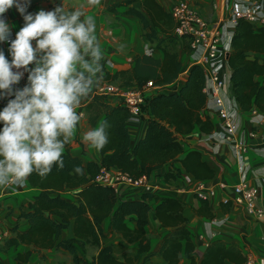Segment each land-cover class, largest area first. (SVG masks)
Segmentation results:
<instances>
[{
  "label": "trees",
  "instance_id": "1",
  "mask_svg": "<svg viewBox=\"0 0 264 264\" xmlns=\"http://www.w3.org/2000/svg\"><path fill=\"white\" fill-rule=\"evenodd\" d=\"M40 1L29 0L26 10ZM133 1L120 0L107 8L114 10L116 6H124L121 12L139 19L145 39L153 45L149 52L135 55L129 68L109 72L102 61L101 80H118L119 84L128 87H139L148 79L155 84L167 83L180 68L178 53L172 43V32H165L171 25L173 27L171 15L158 0H138L137 7L129 5ZM152 48H159L162 56L154 57ZM226 64L230 70L229 81L237 106L242 110L255 108L264 111V27L253 26L237 18L229 39ZM203 82L202 68L194 63L177 91L159 90L147 95L140 107L141 111H148L146 127L143 135L131 147L125 125L127 108L121 103H110L94 87L90 98L81 104L90 125L97 127L103 121L108 122V144L98 151V161L88 159L84 162L70 154L65 147V167L62 170L53 167L44 180L36 174L29 177L28 183L37 186L38 191L9 227L11 232L0 242V251L11 245L28 244L37 248H62L67 251L69 261L55 264H127L129 260L124 255L117 257L109 245H99V238L103 234L101 221L108 217L107 227L110 231L118 233L128 242L136 241V253L146 251L148 241L144 227L147 213L152 209L159 225L169 227L162 234L156 252L168 264H177L182 250L183 255L189 258V264H193V244L186 218L181 212L183 202L179 197H159L143 191L137 198L118 199L111 187L95 180V175L100 167H115L132 177L141 174L148 176L153 169L167 165L159 174L163 179L170 180L181 174L179 167L172 165L178 161L184 171L196 178L211 176L212 169L201 159L199 151L195 148L184 150L179 139V135L189 132L195 124L204 132L212 127L209 118L203 113L206 104ZM6 103V99H0V109ZM76 166L83 169L82 175L74 172ZM63 190H71L73 198L62 196ZM151 197L156 200L153 205L149 203ZM20 217L27 221L24 229L18 228ZM126 220H132L133 227H128ZM70 221L73 237L58 238L61 229ZM83 242L98 246L96 254L89 261L76 252L74 244ZM29 253V249L17 251L13 264H23ZM244 260L235 246L224 245L220 240L213 239L205 245L198 264H244ZM141 264L151 263L143 258Z\"/></svg>",
  "mask_w": 264,
  "mask_h": 264
},
{
  "label": "crops",
  "instance_id": "2",
  "mask_svg": "<svg viewBox=\"0 0 264 264\" xmlns=\"http://www.w3.org/2000/svg\"><path fill=\"white\" fill-rule=\"evenodd\" d=\"M120 0H100L97 6H91L87 0H41L35 3L26 12L35 13L43 9L45 11L52 10L55 6L61 5L65 10L71 8L80 10L86 18L93 17L96 23V36L100 43L101 50L107 62L104 64L109 72L119 69L129 68L133 64V57L146 53L148 48L153 45L145 39L143 28L139 19L129 13L121 12L124 6H116L114 10L107 8L111 3ZM172 1V0H171ZM263 4H264V0ZM158 2L168 9L169 0H158ZM200 2H202L200 0ZM129 5L138 6V0L131 2ZM214 10L211 17H205L206 20H227V9L223 4V0H214ZM198 9V8H197ZM200 12V11H199ZM15 7L9 9L4 18L8 22L12 36L23 26V17ZM168 30L172 31V25ZM233 30V26L225 24L223 26V34H228ZM172 43L175 46L178 58L180 60V68L176 76L169 82L164 83L162 91H177L184 83L190 66L196 63V57L199 49H190L186 38L174 37ZM35 42H33V45ZM8 43L0 42V49L5 53L7 59ZM151 54L160 58L162 51L159 48H152ZM104 59V60H105ZM31 67V65H30ZM229 67L225 65L226 87L221 91L222 99L227 107L232 109L234 120L237 124L238 134L248 141V130L252 124V120L257 119L256 114L251 110L240 109L233 97V93L229 81ZM258 78V77H257ZM27 82V74L17 87H23ZM118 83V80H114ZM110 103H115L112 94L105 96ZM257 110V114L264 116V111ZM81 119L77 125L76 135L73 141L66 145L67 151L78 156L83 162L92 159L98 161L99 152L82 142V136L85 132L94 128L86 120V115L82 104L77 109ZM203 113L209 118L212 128L219 126V118L216 115L213 104L207 101L203 107ZM148 111H141L138 117L127 119L125 125L129 136V146L140 138L146 127V116ZM204 117V116H202ZM2 127V125H0ZM264 125H260L263 128ZM209 129V130H210ZM205 130L199 128L198 124L193 125L191 130L185 134L179 135L184 150L195 148L199 151L201 159L212 169V174L205 178H196L191 173L184 171L178 161L172 163L173 166L179 167L181 174L170 180H165L159 174L167 168L162 165L153 169L147 176L153 187L155 196H176L182 202V214L186 218V225L190 232V240L193 244L192 255L193 264H198L205 245L213 240L218 239L224 245H233L245 257L251 256L255 264H258L263 255V249L260 244V234L263 230L262 220L245 213L241 205L232 201V185L238 180L243 179L249 185H253L257 189L256 204L264 210V145L260 143H251L245 152H239L226 144H218L212 148L210 144L203 143L201 137ZM114 168V167H111ZM197 180H201L204 184L213 189V194L206 199L201 200L193 193V187ZM182 187L180 191H176L174 187ZM38 191L37 186L30 185L28 181L23 186H11L9 188H0V228L5 229L10 234L9 227L17 219L21 209L27 207L28 201L31 200L33 194ZM71 190H63L62 196L72 199ZM143 188L138 185H128L121 183L118 191L115 193L118 199H132L140 196ZM224 199H227L224 202ZM156 200L154 197L149 199L151 205ZM57 219V217H54ZM108 217L101 221L102 236L99 238V245H109L112 253L121 257L124 255L128 260L127 264H141L143 258L151 264H168L156 251L161 241V236L169 227L160 226L159 222L149 209L147 213V223L144 227V233L148 241L146 251L136 253V241L128 242L118 233L110 231L107 227ZM128 227H133L132 220H126ZM27 221L24 218H18V228L24 229ZM73 237L71 221L66 227L61 229L58 238ZM77 254L84 260L89 261L97 252L98 246L84 242V246L91 248V253L82 252L77 244H74ZM30 250L27 260L23 264H55L57 255H65V262L70 257L67 251L62 248H37L28 244L11 245L0 251L1 264H13L14 255L17 251ZM41 255L43 258L41 259ZM189 258L183 255L182 250L179 253L177 264H189Z\"/></svg>",
  "mask_w": 264,
  "mask_h": 264
},
{
  "label": "clouds",
  "instance_id": "3",
  "mask_svg": "<svg viewBox=\"0 0 264 264\" xmlns=\"http://www.w3.org/2000/svg\"><path fill=\"white\" fill-rule=\"evenodd\" d=\"M28 3L0 0V42L8 43L11 56L9 61L0 49V99L7 100L0 109V188L5 189L23 186L33 174L44 180L53 167H65L64 149L81 119L77 109L103 78L105 57L93 17L82 18L80 10L61 5L26 12ZM13 7L24 21L14 39L4 18ZM25 73L26 84L15 87ZM109 126L101 122L83 134L82 142L103 150ZM73 170L83 174L79 166Z\"/></svg>",
  "mask_w": 264,
  "mask_h": 264
},
{
  "label": "built area",
  "instance_id": "4",
  "mask_svg": "<svg viewBox=\"0 0 264 264\" xmlns=\"http://www.w3.org/2000/svg\"><path fill=\"white\" fill-rule=\"evenodd\" d=\"M227 9V20L209 21L203 18L197 7L189 0H174L168 5V12L173 20V37L186 38L190 49H199L196 63L202 68L204 82L202 90L206 94V102L210 101L219 118V126L203 133L201 141L215 148L218 144L229 145L230 148L239 152H245L251 143L264 145V116L257 114V110L249 109L256 114L257 119L252 120L248 130V141L238 134L237 124L234 120L233 111L227 107L222 99L221 91L226 87L225 78V54L229 50V39L232 30L223 34L225 24L234 27L237 18L250 22L253 26L264 27V4L262 0H223ZM150 51V47L147 52ZM11 60V57L9 61ZM105 64L107 60H103ZM105 66V65H104ZM15 71V69H13ZM27 73L24 74L25 78ZM21 79V80H22ZM163 84H155L150 79L141 86H124L111 80H101L95 86V91L101 94L114 96L115 103H121L128 110L127 119L138 117L141 112V104L144 98L152 92L162 91ZM17 87V85L15 86ZM155 90V91H153ZM264 180V176L262 177ZM95 180L108 185L116 193L121 183L138 185L144 191L153 192L151 182L145 174L132 177L128 173L117 168L100 167ZM176 191L183 189L181 186L173 188ZM231 199L239 204L245 213L262 220L263 230L260 234V244L263 255L258 264H264V210L256 204L257 189L240 179L232 185ZM193 193L197 198L206 199L213 194V189L207 187L203 181L197 180L193 187ZM227 199H224L226 202ZM1 219V213H0ZM5 229L0 228V242L8 236ZM244 264H255L251 256L245 257Z\"/></svg>",
  "mask_w": 264,
  "mask_h": 264
},
{
  "label": "rangeland",
  "instance_id": "5",
  "mask_svg": "<svg viewBox=\"0 0 264 264\" xmlns=\"http://www.w3.org/2000/svg\"><path fill=\"white\" fill-rule=\"evenodd\" d=\"M172 1H174V0H172ZM189 1L191 3H193L195 7L198 8V10L200 11V13L203 16H205V17H211V14H212V12L214 10V6H213L214 0H201L202 2H200V0H189ZM169 2H171V0H169ZM153 91H155V90H153ZM75 244H77V243H75ZM77 245L79 246V249L82 252H86L87 251V253L90 254L91 251H92L91 248L84 246V242L81 243V244H77ZM69 257H70V255H69ZM65 258H66L65 255L64 256L63 255H57V259L58 260H56V262H58V263L59 262L65 263Z\"/></svg>",
  "mask_w": 264,
  "mask_h": 264
},
{
  "label": "water",
  "instance_id": "6",
  "mask_svg": "<svg viewBox=\"0 0 264 264\" xmlns=\"http://www.w3.org/2000/svg\"><path fill=\"white\" fill-rule=\"evenodd\" d=\"M228 52H226L225 57L227 58Z\"/></svg>",
  "mask_w": 264,
  "mask_h": 264
}]
</instances>
